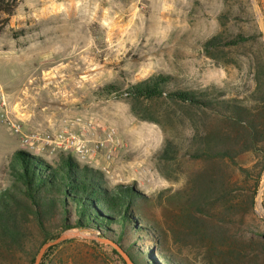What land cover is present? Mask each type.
I'll list each match as a JSON object with an SVG mask.
<instances>
[{
    "label": "rangeland",
    "instance_id": "374dc122",
    "mask_svg": "<svg viewBox=\"0 0 264 264\" xmlns=\"http://www.w3.org/2000/svg\"><path fill=\"white\" fill-rule=\"evenodd\" d=\"M257 3L264 19V0ZM255 33L260 30L250 0H20L0 34V102L6 104V115L0 112V188L9 183L16 151L48 162L71 156L102 171L109 187L133 186L149 197L144 213L159 227L162 244L147 238L136 242L138 247L155 245L192 264H215L218 258L238 264L236 256L245 258L243 264H263L264 250L250 248V240L264 244V218L255 204L249 209L250 191L235 206L201 209L198 221L190 217L191 180L203 164L187 154L192 117L187 107L135 101L126 94L94 96L104 85L124 91L156 74L170 75L179 88L246 91L247 62L261 56L262 37L210 52L203 43L217 34ZM21 119L35 125L27 128ZM111 131L115 144L107 140ZM70 135L80 136L85 148L99 145L96 156L83 158L71 149ZM167 140L179 145L177 157L168 162L158 158ZM196 232L202 236L194 237ZM64 233L78 236L49 253L43 264H123L111 241L95 240L98 234ZM24 247L14 254L0 249V264H28L40 247L35 232ZM239 249L241 257L235 253Z\"/></svg>",
    "mask_w": 264,
    "mask_h": 264
},
{
    "label": "trees",
    "instance_id": "16d2710c",
    "mask_svg": "<svg viewBox=\"0 0 264 264\" xmlns=\"http://www.w3.org/2000/svg\"><path fill=\"white\" fill-rule=\"evenodd\" d=\"M19 1L0 0V34L7 27ZM260 39V33L231 37L217 34L203 43V49L205 52L235 49ZM247 64L246 91H241L239 86H210L198 90L179 88L170 75L156 74L124 91L107 84L94 93L97 99L126 94L135 101L168 100L189 109L192 117L186 137L187 154L203 164L191 180L189 201L194 212L190 217L197 221L195 214L202 210L219 204L235 206L236 200L246 191H250L249 209L254 208L264 173L262 44L261 56L249 59ZM178 148L179 145L167 140L158 158L171 161L177 157ZM9 175L8 185L0 188L2 251L13 254L15 249L24 251L25 241L28 242L32 232L36 233L41 247L64 232L75 230L95 233L111 241L133 264H192L155 245H136V242L147 238L160 243L162 237L159 227L151 223L144 213L149 197L133 186L109 187L102 171L81 166L71 156L48 162L25 151L14 153ZM261 205L264 210V192ZM234 214L240 218L238 212ZM221 229L227 233L228 229ZM193 235L196 238L202 236L198 232ZM125 238L133 241L127 245ZM66 242L49 248L39 264H43L49 253ZM251 247L264 250L261 241L250 240ZM39 249L31 254L28 264H34ZM113 252L117 254L114 249ZM242 252L240 249L235 251L239 257ZM234 259L243 264L245 258L236 256ZM215 262L223 264L219 258ZM208 264L214 263L208 261Z\"/></svg>",
    "mask_w": 264,
    "mask_h": 264
},
{
    "label": "water",
    "instance_id": "95a60500",
    "mask_svg": "<svg viewBox=\"0 0 264 264\" xmlns=\"http://www.w3.org/2000/svg\"><path fill=\"white\" fill-rule=\"evenodd\" d=\"M250 2L252 3V6H253V10H254V13L256 15V19H257V22H258V27H259V30H260V33H261V37H262V41L264 43V19L262 17V14L260 12V9L258 7V3H257V0H250ZM264 191V173H263V176H262V186L261 188L259 189L257 195H256V199H255V210L256 212L262 216L264 218V211L260 209V199H261V195H262V192ZM78 234L77 233H64V234H61L58 238H56L55 240L53 241H50V242H46L45 244H43L38 253H37V256L35 258V261H34V264H39L43 255L45 254V252L51 248V247H54L60 243H63L65 241H68L72 238H75L77 237ZM95 240H97L98 242H101V243H105L107 244L108 241L105 240V239H101L99 237H97ZM112 246L114 247V250L116 251V253L121 257V259L125 262V264H133L129 258L126 256V254H124L122 252V250L117 247L115 244L112 243Z\"/></svg>",
    "mask_w": 264,
    "mask_h": 264
},
{
    "label": "built area",
    "instance_id": "2783aa9c",
    "mask_svg": "<svg viewBox=\"0 0 264 264\" xmlns=\"http://www.w3.org/2000/svg\"><path fill=\"white\" fill-rule=\"evenodd\" d=\"M4 107H6L5 101L0 102V112L3 111L6 115V111L4 110ZM8 119V118H7ZM12 129L14 132L19 133L20 132V126L11 124ZM107 140L111 144H115V133L114 131H111L107 135ZM67 144L71 149H74L77 151L80 155H82L83 158H93L96 156V153L98 151L99 145L94 146L91 149L85 148V145H83V141L81 140L80 136L76 135H70V137L67 139Z\"/></svg>",
    "mask_w": 264,
    "mask_h": 264
},
{
    "label": "crops",
    "instance_id": "0c3cea01",
    "mask_svg": "<svg viewBox=\"0 0 264 264\" xmlns=\"http://www.w3.org/2000/svg\"><path fill=\"white\" fill-rule=\"evenodd\" d=\"M21 121L23 122V124L28 128V127H32L33 125H35V122L33 121V119H21Z\"/></svg>",
    "mask_w": 264,
    "mask_h": 264
}]
</instances>
